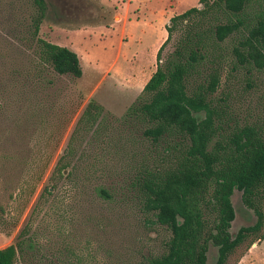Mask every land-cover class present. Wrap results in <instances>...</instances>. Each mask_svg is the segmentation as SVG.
Instances as JSON below:
<instances>
[{
  "label": "rangeland",
  "instance_id": "obj_1",
  "mask_svg": "<svg viewBox=\"0 0 264 264\" xmlns=\"http://www.w3.org/2000/svg\"><path fill=\"white\" fill-rule=\"evenodd\" d=\"M45 1L37 35L73 49L82 75L41 71L31 32L35 4L0 0V248L13 243L26 227L38 251L18 264H59V253L66 248L77 254L78 264H138L142 254L160 250L167 232L146 227L135 200L123 196L128 159L142 147V136L114 117H122L157 67L156 52L167 36L166 30L161 32L168 22L159 15L162 24L151 12L176 14L200 6L199 0ZM141 19L154 24L153 30L144 29ZM172 48L170 41L161 61ZM247 76H230L232 112L239 120L263 121L264 70L252 80ZM90 98L108 112L101 145L93 143L91 131L72 137ZM109 136L110 146L104 143ZM71 137L72 163L63 175H55V164ZM94 158L100 159L95 167ZM96 186L115 189V200L106 204L96 199ZM232 201L234 235L254 215L243 206L240 191H234ZM216 258L217 249L210 245L208 264ZM70 260L77 261L74 256ZM225 264H264V236L241 243Z\"/></svg>",
  "mask_w": 264,
  "mask_h": 264
},
{
  "label": "trees",
  "instance_id": "obj_2",
  "mask_svg": "<svg viewBox=\"0 0 264 264\" xmlns=\"http://www.w3.org/2000/svg\"><path fill=\"white\" fill-rule=\"evenodd\" d=\"M32 1L37 66L81 77L73 49L37 35L47 3ZM199 5L169 18L155 71L122 117H114L142 136V147L128 159L123 196L135 200L146 227L167 232L160 250L142 254L138 264H208L210 245L217 249L214 264H225L241 243L264 236V120H239L229 90L230 76L244 73L252 80L264 70V0H199ZM170 41L173 48L161 61ZM104 113V106L90 98L72 137L91 131L93 143L101 145ZM72 137L55 175H63L72 163ZM104 143L112 145L113 137ZM94 160L95 167L100 159ZM235 190L254 221L233 235ZM93 192L106 204L115 200V189L96 186ZM35 250L34 237L22 228L13 243L0 248V264H18ZM65 251L59 253V264H71V256L79 263L73 250Z\"/></svg>",
  "mask_w": 264,
  "mask_h": 264
},
{
  "label": "crops",
  "instance_id": "obj_3",
  "mask_svg": "<svg viewBox=\"0 0 264 264\" xmlns=\"http://www.w3.org/2000/svg\"><path fill=\"white\" fill-rule=\"evenodd\" d=\"M174 11L175 10H157V11H155V12H151V15L153 16V17H155V18H158V19H160L159 18V15H161L162 16V18L166 21V23L168 22V20H169V18L173 15V13H174ZM161 20V19H160ZM164 20H161V23L163 24L164 22ZM141 24L143 25V26H145L144 27V29H146L147 31H149V30H153V27H154V24H152L150 21H148V20H144V19H141ZM139 25V24H138ZM136 26V25H135ZM165 28H164V32H161V33H163V35L165 34ZM167 33V32H166ZM156 37H157V35L156 36H154L153 38H152V42L154 41V39H156ZM157 53V52H156Z\"/></svg>",
  "mask_w": 264,
  "mask_h": 264
}]
</instances>
